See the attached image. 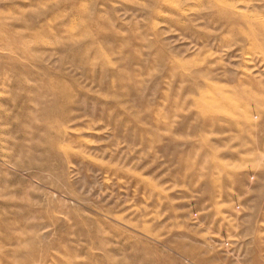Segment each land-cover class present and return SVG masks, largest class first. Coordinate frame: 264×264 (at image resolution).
Listing matches in <instances>:
<instances>
[{
    "label": "rangeland",
    "instance_id": "374dc122",
    "mask_svg": "<svg viewBox=\"0 0 264 264\" xmlns=\"http://www.w3.org/2000/svg\"><path fill=\"white\" fill-rule=\"evenodd\" d=\"M0 264H264V0H0Z\"/></svg>",
    "mask_w": 264,
    "mask_h": 264
}]
</instances>
